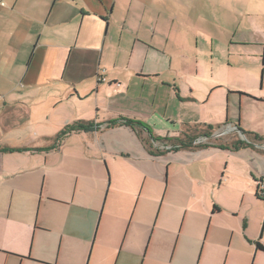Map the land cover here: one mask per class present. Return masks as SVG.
<instances>
[{"label": "crops", "instance_id": "0c3cea01", "mask_svg": "<svg viewBox=\"0 0 264 264\" xmlns=\"http://www.w3.org/2000/svg\"><path fill=\"white\" fill-rule=\"evenodd\" d=\"M192 8L202 20L214 12V2L0 0V264H181L184 258L200 264L210 253L206 246L224 247L213 222L230 207L218 193L234 170L256 197L264 181V138L255 141L239 125L197 126L183 116L175 144L109 126L120 119L145 121L152 130L167 125L153 104L142 118L114 101L144 91L148 82L156 94L161 87L173 90L181 112L196 101L182 96L180 78L205 75L207 64L186 54L185 39L173 51L169 37L154 44L170 14L174 24L186 25ZM226 11L235 45L264 49V0H226ZM78 123L92 128L47 150ZM31 129L40 138L25 137ZM208 130L209 146L196 144ZM231 131L248 146L230 149L237 142ZM145 141L166 152L154 156ZM183 143L190 146L172 150ZM8 148L15 151L3 152ZM177 180L188 201L170 208L166 197L180 186ZM256 199L261 225L264 200ZM186 216L191 227H184ZM224 229L227 247L218 257L230 253L236 236L245 255L264 263V225L260 235V227L250 230L246 222Z\"/></svg>", "mask_w": 264, "mask_h": 264}, {"label": "rangeland", "instance_id": "374dc122", "mask_svg": "<svg viewBox=\"0 0 264 264\" xmlns=\"http://www.w3.org/2000/svg\"><path fill=\"white\" fill-rule=\"evenodd\" d=\"M206 1L199 0L203 3ZM211 1L214 2V12L204 14L202 20L196 17L197 10L194 8L185 13L189 18L186 20V25L174 24L170 14L169 18L163 21L162 26V28H167V31L162 30L164 31L163 37H157L154 42V44L157 45L158 43L160 44L158 46H161L164 40L169 37V50L173 51V49L178 50V43L185 39L186 54L190 57H198L207 64L205 75L196 77L190 74L185 75L183 79L180 78L184 84L181 87L183 89L182 96L185 99L196 100L190 105L191 108L181 112L175 96L176 93L169 88L161 87L156 94L151 82L145 85L144 91H140L141 88L132 90L128 98L124 94L114 98L115 103L120 104V110H132L136 112L134 114H138L142 118L150 115L153 104L157 112L164 116L167 125L161 124L157 130H152L149 124L144 123L145 121L140 122L149 127L151 133L159 141L176 143L175 138H180L182 133L181 123L178 121L180 116L181 118L183 116L185 120L192 121L197 126L206 125L215 128L225 123L234 126L239 125L242 131L264 138V102L258 101L264 99V66H262L264 49L261 50L256 46L249 48L235 45L236 41L231 40V30L235 25L226 23L224 20L227 12L226 0ZM185 10H188V7ZM250 26L255 27V23H250ZM170 30L172 31L168 34ZM198 30L200 33H196ZM137 46H140V43H137ZM126 47V43L123 44L122 51ZM116 51L118 50L116 49ZM241 93L243 95H240ZM85 105L90 108V102H85ZM173 123L175 128L172 127ZM233 133L235 134L233 141H238L237 139H240L238 133ZM25 134V137L32 140H37L41 136L37 129H31ZM247 138L249 139V137ZM147 141H151L150 137L147 138ZM209 143H211L210 139L200 145ZM162 165L164 175L167 176V165L164 162ZM230 173V182L222 187L218 193L219 199L227 203L230 210L216 216L213 222L214 227H221L217 228L216 239L219 244H224V247L221 249L206 246L210 253L206 258L201 259L200 264H264L259 256L254 258V253L252 256L245 255L243 245L239 244L236 236L233 238L230 253L228 254L225 249L223 255L218 257V251L227 247L228 237L224 236V227L228 223L238 221L243 226L246 222L250 230L254 228L256 231L260 227L259 235L261 227L264 225V219L259 225L260 212L258 207L260 206L254 192L252 195V192L246 190V181L241 179L242 176L239 172L230 170ZM220 178L221 174L218 184ZM177 181L180 186H172L166 197V202L169 203L170 208H175L178 204L188 201L186 192L184 193V185L180 180ZM246 216H249L251 220H246ZM180 218L181 224L183 216ZM192 225H194L192 220L186 216L184 227H191ZM196 259L200 260L199 257ZM178 263L187 264V258L181 259Z\"/></svg>", "mask_w": 264, "mask_h": 264}, {"label": "trees", "instance_id": "16d2710c", "mask_svg": "<svg viewBox=\"0 0 264 264\" xmlns=\"http://www.w3.org/2000/svg\"><path fill=\"white\" fill-rule=\"evenodd\" d=\"M109 126L110 127H115V126H125V127H129L134 132H136L138 134H140V132H142V131H146L148 133V135L150 136V139L153 140V142H159V140L156 139L154 137V135L151 133V130H150L149 127H147L143 123H141L139 121H136V120L120 119L118 121L111 122ZM91 128H92V124L91 123H86V124H84V123H78V124H75V125H73L71 127H68L67 129H65V131H63L59 136L56 137V139H55V145L49 147L47 150H53L54 148H57L61 144V142L69 134L74 133V132H88ZM211 132H212V130H208V132L204 136L206 138L210 139V135L212 134ZM243 133H244V135H248L245 132H243ZM253 139L255 141H261L262 140V138L259 137V136H257V135H253ZM143 142H144V140H143ZM145 144L147 146L148 151L150 153H152L154 156L163 155L166 152V150L161 151V150H155V149H153V144H149L146 141H145ZM188 146H190V143H183V144H181L180 147H174V148H172V150H176L178 148H186ZM204 146H209V145L208 144L207 145L205 144ZM244 146H248V144L247 143H244V142L237 141V142L233 143L229 148L232 149V150H238L240 147H244ZM219 148L224 149L226 147L220 145ZM13 151H15V150L14 149H9V148L8 149H3V152H13ZM256 197L258 199H260V200H264V198L260 194V183H259L258 188H257ZM257 248L258 249H263V246L260 244V242L257 243Z\"/></svg>", "mask_w": 264, "mask_h": 264}, {"label": "built area", "instance_id": "2783aa9c", "mask_svg": "<svg viewBox=\"0 0 264 264\" xmlns=\"http://www.w3.org/2000/svg\"><path fill=\"white\" fill-rule=\"evenodd\" d=\"M208 138L206 137H201L200 139H197L196 144L200 145L204 143ZM260 194L264 198V181L260 183Z\"/></svg>", "mask_w": 264, "mask_h": 264}, {"label": "water", "instance_id": "95a60500", "mask_svg": "<svg viewBox=\"0 0 264 264\" xmlns=\"http://www.w3.org/2000/svg\"><path fill=\"white\" fill-rule=\"evenodd\" d=\"M239 132L242 134V131L241 130H239ZM226 133H228V132H224V133H222L221 135H225ZM217 136H219V135H217Z\"/></svg>", "mask_w": 264, "mask_h": 264}, {"label": "flooded vegetation", "instance_id": "af4514ba", "mask_svg": "<svg viewBox=\"0 0 264 264\" xmlns=\"http://www.w3.org/2000/svg\"><path fill=\"white\" fill-rule=\"evenodd\" d=\"M154 149H155V150H159V149H157V148H155V147H154Z\"/></svg>", "mask_w": 264, "mask_h": 264}]
</instances>
